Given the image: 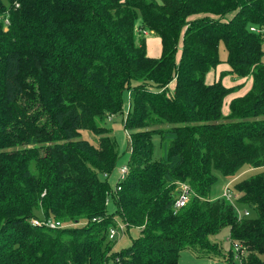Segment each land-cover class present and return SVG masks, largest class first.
Returning <instances> with one entry per match:
<instances>
[{
  "label": "trees",
  "instance_id": "1",
  "mask_svg": "<svg viewBox=\"0 0 264 264\" xmlns=\"http://www.w3.org/2000/svg\"><path fill=\"white\" fill-rule=\"evenodd\" d=\"M250 27L264 28V0H0V264H179L185 250L231 261L232 246L224 256L210 240L223 228L242 264H264V34ZM145 31L159 58L136 37ZM221 44L225 74L251 79L227 115L234 87L205 82ZM125 92L128 174L114 194L104 123ZM219 177L247 216L211 197ZM179 184L194 195L175 212ZM109 195L124 234L139 231L119 252Z\"/></svg>",
  "mask_w": 264,
  "mask_h": 264
},
{
  "label": "rangeland",
  "instance_id": "2",
  "mask_svg": "<svg viewBox=\"0 0 264 264\" xmlns=\"http://www.w3.org/2000/svg\"><path fill=\"white\" fill-rule=\"evenodd\" d=\"M139 23H140V16H139L137 25ZM136 37L137 38L143 37L145 41L146 52L148 56L160 57L161 47H160V43L158 44L157 42V41H160V38L156 34L145 31L141 35L140 34L136 35ZM263 49H264V46H263ZM157 51L159 55H157ZM180 54H181V42L179 43V48L177 51V59H179ZM219 58L222 63L216 68L215 71L217 72V75L215 73V77H217L218 80L220 79L222 83L224 82L225 84H231V83L234 84L237 81L245 80L239 83V85H242L243 83H246L247 80L250 79V78H246L247 80L237 79V78L232 79L231 75L225 74V71L227 72V70L229 69V66L226 63L227 52L222 44L219 47ZM221 73H224L225 75L221 77ZM210 82H213V80L211 81V78L208 75V77L206 78V83L210 84ZM249 86L250 84L248 83L247 87L249 88ZM243 88H244V84L240 87L235 86L231 94L225 99V102L229 98H233V97L241 95L243 92L242 91ZM170 90L172 91V88H170ZM225 102L223 106V113L227 114L228 107L225 106ZM128 110H129V100H128V94L125 92L123 95L122 113L114 116L112 119L108 118L104 123V126L106 127V129H108L110 136L115 139L116 144L118 146V153H119L118 160L116 162L114 171L111 174H109L107 178L103 177V179L104 178L107 179L111 192L115 191L116 185L119 182L118 180L120 177L119 175L120 170L123 167H127V164H128V158H129V153H130V139L128 138L127 134L123 130V117L127 115ZM80 139L87 141L88 143L94 146L96 145V141H97V137L90 131H81ZM161 156H162V150L157 145L156 150H155V158H160ZM260 172L263 173V176H264V169L260 170ZM230 181H231L230 178L219 177L218 181L211 188V191H210L211 197L215 199L217 198L219 199L220 197H222L223 189L225 187H229L227 185H229ZM107 214L113 217L114 227L121 226L123 224L121 219L115 213V205H114V200H113L112 195H109L107 199ZM138 234H139L138 230L131 229L128 233L126 232L122 237L117 236L115 245L113 247V251L119 252L127 248L130 245L131 241L138 237ZM210 240L212 242H215L219 247H223L221 249L224 253V256L228 253V250H230V247L232 246L229 240V230L227 228H223L222 230H220V232L217 235L210 237ZM225 257L227 258V259L224 258V260L226 261H222L223 258H221V260L220 259L217 260V259H209V258H203V257H195L193 256L191 252L185 250V251H182L179 256V264H232V263H229L231 261H233L234 264H240L238 260H235L234 256L232 257L231 261H227L228 257L227 256Z\"/></svg>",
  "mask_w": 264,
  "mask_h": 264
},
{
  "label": "built area",
  "instance_id": "3",
  "mask_svg": "<svg viewBox=\"0 0 264 264\" xmlns=\"http://www.w3.org/2000/svg\"><path fill=\"white\" fill-rule=\"evenodd\" d=\"M250 31L256 34H264V28H256V27H250ZM112 119L113 117H109ZM128 174V167H123L119 172V182L116 185V189L113 192L114 194L120 189L119 184L125 179L126 175ZM109 175L105 174L104 177L107 178ZM177 191V198L175 199V202L173 204V209L175 212L183 208L190 200V198L194 195L193 191L190 189V187L186 184H179L176 188ZM222 198H224L228 203H230L232 206L235 207L237 212L238 220L242 218V216H247L248 213L246 211H241L236 204L237 195L233 194L227 187L223 189ZM96 221L95 219L93 222ZM31 224L33 226L37 227H47L49 229H59V228H65V225L61 224L58 221L54 220H39V219H32ZM126 229V225L122 224L121 226L117 227H111L108 232V239L110 241H113L117 238V236H123ZM232 250L234 254L235 260H238L240 264H242V259L244 256L243 251L241 250L240 246L236 243H232Z\"/></svg>",
  "mask_w": 264,
  "mask_h": 264
},
{
  "label": "crops",
  "instance_id": "4",
  "mask_svg": "<svg viewBox=\"0 0 264 264\" xmlns=\"http://www.w3.org/2000/svg\"><path fill=\"white\" fill-rule=\"evenodd\" d=\"M158 42V44L160 43V47H161V42L160 41H157ZM148 55V54H147ZM157 55H159L158 54V51H157ZM149 57H151V56H149ZM152 58H159V57H157V56H153ZM216 70V69H215ZM215 70H211L208 74H207V76H206V78L208 77V75L210 76V78H211V81L213 80V82H210V84H213V83H215V82H217V77H215V73H216V75H217V72L215 71ZM229 70V69H228ZM227 70V71H228ZM213 72V73H212ZM226 72V71H225ZM206 78H205V82H206ZM247 80V79H246ZM243 81H245V80H240V81H237V82H235L234 84H225L224 82L222 83L226 88H232V87H235V86H238V87H240V86H242L243 84H244V88L242 89V94L241 95H239V96H236V97H240V96H242V95H244L249 89H250V87H251V79H249V80H247V82L246 83H243L242 85H239V83H241V82H243ZM249 81V82H248ZM250 84V86H249V88L247 87V84ZM207 84V83H206ZM210 84H208V85H210ZM245 85H246V87H245ZM173 87H174V84L172 83L171 85H170V88H172L173 89ZM234 98V97H233ZM129 99V98H128ZM232 98H229L226 102H225V106H227L228 107V105H229V102H230V100H231ZM224 114V113H223ZM228 114V113H227ZM227 114H224V115H227Z\"/></svg>",
  "mask_w": 264,
  "mask_h": 264
}]
</instances>
